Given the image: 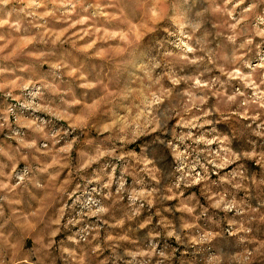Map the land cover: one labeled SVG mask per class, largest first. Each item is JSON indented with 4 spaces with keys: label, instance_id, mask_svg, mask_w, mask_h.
<instances>
[{
    "label": "clouds",
    "instance_id": "9594fccd",
    "mask_svg": "<svg viewBox=\"0 0 264 264\" xmlns=\"http://www.w3.org/2000/svg\"><path fill=\"white\" fill-rule=\"evenodd\" d=\"M0 264H264V0H0Z\"/></svg>",
    "mask_w": 264,
    "mask_h": 264
}]
</instances>
